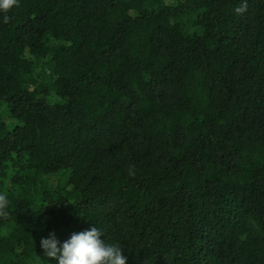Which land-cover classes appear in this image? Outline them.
<instances>
[{
	"label": "trees",
	"instance_id": "1",
	"mask_svg": "<svg viewBox=\"0 0 264 264\" xmlns=\"http://www.w3.org/2000/svg\"><path fill=\"white\" fill-rule=\"evenodd\" d=\"M6 15L0 264H55L41 239L91 227L126 264H264V0Z\"/></svg>",
	"mask_w": 264,
	"mask_h": 264
},
{
	"label": "clouds",
	"instance_id": "2",
	"mask_svg": "<svg viewBox=\"0 0 264 264\" xmlns=\"http://www.w3.org/2000/svg\"><path fill=\"white\" fill-rule=\"evenodd\" d=\"M18 5V0H0V14L7 22L6 15ZM9 200L7 194L0 192V216L6 215ZM102 232L97 227L73 233L62 244L50 233L41 239L40 247L55 264H126V256L118 243H106L101 240ZM59 245V246H58Z\"/></svg>",
	"mask_w": 264,
	"mask_h": 264
},
{
	"label": "rangeland",
	"instance_id": "3",
	"mask_svg": "<svg viewBox=\"0 0 264 264\" xmlns=\"http://www.w3.org/2000/svg\"><path fill=\"white\" fill-rule=\"evenodd\" d=\"M66 179V174L64 173H58V174H54V175H51V176H48L46 181H45V185L47 187H50V188H53L55 187L56 185H58L59 183H63ZM46 258L43 259V261H41L40 263L38 264H46L45 261ZM37 264V263H36Z\"/></svg>",
	"mask_w": 264,
	"mask_h": 264
}]
</instances>
